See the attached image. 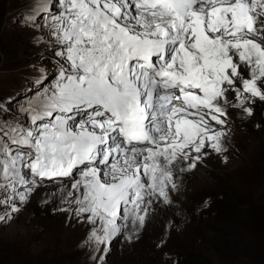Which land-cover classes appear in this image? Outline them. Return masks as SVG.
I'll return each instance as SVG.
<instances>
[{
    "label": "snow or ice",
    "instance_id": "obj_1",
    "mask_svg": "<svg viewBox=\"0 0 264 264\" xmlns=\"http://www.w3.org/2000/svg\"><path fill=\"white\" fill-rule=\"evenodd\" d=\"M22 19L56 71L0 115V221L59 178V210L108 245L171 203L178 162L225 150L228 106L264 101V0H29Z\"/></svg>",
    "mask_w": 264,
    "mask_h": 264
},
{
    "label": "rangeland",
    "instance_id": "obj_2",
    "mask_svg": "<svg viewBox=\"0 0 264 264\" xmlns=\"http://www.w3.org/2000/svg\"><path fill=\"white\" fill-rule=\"evenodd\" d=\"M28 3L29 0H0V101L3 100L0 115L5 118L15 116L19 107L33 97L42 86L39 83L42 73L47 76L44 83L48 84L56 71L52 50L45 42H37L39 33L26 27L22 19ZM252 108L253 115L249 117L239 108L227 107L228 123L217 126V130L222 127L227 133L222 139L224 151L207 148V154L202 155L192 170H187L191 161H181L176 168L174 166L173 179L177 187L168 190L171 203L153 202L143 227H139L144 236L142 242H137L138 237L133 235L139 228L131 224L119 233L125 237V242L117 240L119 234L108 245L89 242L92 226L80 222L72 212L59 210L68 207L61 200V179L45 180L26 202L16 200L18 212L13 213L9 208L10 218L0 221V264H62L64 257L77 247L88 250L82 262H87L89 251L95 249L94 264H138L146 250L135 245L173 242L175 238L171 235L195 226L184 219L192 217L197 203L205 204L211 211L215 206L212 198L216 195H244L249 172L264 166V101L257 99ZM68 183V179L63 178V184ZM4 212L5 207L0 206V214ZM214 212L208 217L209 221H203L205 226L214 222ZM215 228L219 230L220 239L228 235L229 239L225 237L223 244L229 248L240 244L231 236L233 227L216 225Z\"/></svg>",
    "mask_w": 264,
    "mask_h": 264
},
{
    "label": "trees",
    "instance_id": "obj_3",
    "mask_svg": "<svg viewBox=\"0 0 264 264\" xmlns=\"http://www.w3.org/2000/svg\"><path fill=\"white\" fill-rule=\"evenodd\" d=\"M0 102L3 104V100ZM245 184L244 195H216L212 198V204L215 206L211 211L205 204L197 203L192 217L184 219L195 226L185 227L171 235L175 238L173 242L135 245L136 248L146 250L138 264H264V166L253 168L245 178ZM213 212L214 222L205 226L203 221H209L208 217ZM202 215L205 220L201 219ZM216 225L233 227L235 230L230 232L231 236L238 239L240 244L234 248L223 244L225 237H229L224 235L220 239ZM137 227L139 228V225ZM140 230L141 228L133 234L138 237L137 242H142L144 237ZM117 240L125 242L126 239L119 234ZM87 251L77 247L64 257L66 260L62 264H94L95 249L89 251L87 262L81 261Z\"/></svg>",
    "mask_w": 264,
    "mask_h": 264
},
{
    "label": "bare ground",
    "instance_id": "obj_4",
    "mask_svg": "<svg viewBox=\"0 0 264 264\" xmlns=\"http://www.w3.org/2000/svg\"><path fill=\"white\" fill-rule=\"evenodd\" d=\"M230 98H231V97H230ZM227 123H228V122H227ZM229 123H230V121H229ZM200 160H201V159H200ZM213 164H214V163H213ZM213 164H212V165H213ZM212 165H211V166H212ZM217 165H218V164H217ZM179 166H180V165H179ZM219 166H221V165L219 164ZM182 167H183V166H182ZM185 167H186V166H185ZM185 167H184V168H185ZM216 167H217V166H216ZM175 168H176V166H175ZM179 168H181V167H179ZM214 168H215V167H214ZM220 168L222 169V166H221ZM220 168H219V169H220ZM178 170H179V169H178ZM217 170H218V169H217ZM225 171H226V170H225ZM225 171L223 170V172H225ZM215 173H216V172H215ZM226 173H227V172H226ZM58 179H59V178H54V180H51V181H57ZM47 181H49V180H47ZM231 194H232V193H231Z\"/></svg>",
    "mask_w": 264,
    "mask_h": 264
},
{
    "label": "water",
    "instance_id": "obj_5",
    "mask_svg": "<svg viewBox=\"0 0 264 264\" xmlns=\"http://www.w3.org/2000/svg\"><path fill=\"white\" fill-rule=\"evenodd\" d=\"M105 263V262H104Z\"/></svg>",
    "mask_w": 264,
    "mask_h": 264
}]
</instances>
